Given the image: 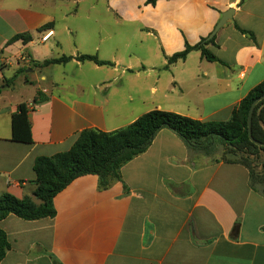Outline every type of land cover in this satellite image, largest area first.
Returning <instances> with one entry per match:
<instances>
[{
  "label": "crops",
  "instance_id": "0c3cea01",
  "mask_svg": "<svg viewBox=\"0 0 264 264\" xmlns=\"http://www.w3.org/2000/svg\"><path fill=\"white\" fill-rule=\"evenodd\" d=\"M59 2L0 0V194L30 195L35 159L70 150L84 130L112 132L153 110L228 121L264 81V0H96L95 25L84 24L88 15L71 24ZM230 8L233 18L207 46L218 62L192 51L168 64ZM103 16L113 21L107 28ZM18 34L31 41L11 42ZM63 56L70 59L34 67ZM28 68L37 73L36 93L16 96ZM37 92L46 100L33 105ZM23 103L31 143L12 140L11 119ZM215 156L160 130L108 190L98 189L97 176H80L54 197V218L0 220L10 245L0 264H264V194L244 166Z\"/></svg>",
  "mask_w": 264,
  "mask_h": 264
},
{
  "label": "trees",
  "instance_id": "16d2710c",
  "mask_svg": "<svg viewBox=\"0 0 264 264\" xmlns=\"http://www.w3.org/2000/svg\"><path fill=\"white\" fill-rule=\"evenodd\" d=\"M154 3V0H149ZM245 0H240L238 6ZM52 26L46 25L38 31ZM238 31L254 40L251 32L238 28ZM213 39L202 38L194 46L185 44V49L167 58L171 65L184 61L192 51H198L209 62H218L207 46L214 44ZM21 40L24 44L31 41L29 34L15 35L10 41ZM69 57H60L34 62L35 68L62 64ZM79 61H91L98 66L110 65L94 55H82ZM2 66L0 65V71ZM8 83V82H6ZM264 94V81L255 86L232 112L228 121L200 122L180 114L153 110L138 117L131 124L112 132L95 129L82 131L70 150L49 157H38L33 164L35 179L34 190L30 195L18 199L9 193L0 194V220L9 215L25 221L54 218V197L66 188L74 179L84 175L98 178V189L108 190L115 182L121 181V169L135 157L143 154L152 144L156 134L168 129L176 134L195 153L204 156L220 154V161L244 166L249 172V184L252 188H261L264 194V147L256 146L248 138V110L254 100ZM46 100L37 92L32 104ZM28 107L20 104L11 119L12 140L31 143V126L28 119ZM251 132L254 140L264 143V100L260 101L253 112ZM217 162V161H215ZM10 250L5 233L0 230V262Z\"/></svg>",
  "mask_w": 264,
  "mask_h": 264
},
{
  "label": "rangeland",
  "instance_id": "374dc122",
  "mask_svg": "<svg viewBox=\"0 0 264 264\" xmlns=\"http://www.w3.org/2000/svg\"><path fill=\"white\" fill-rule=\"evenodd\" d=\"M63 4L62 11L66 12L67 14L72 13V17L70 18V23L80 24V18L79 16L82 15H88L89 19L84 22L86 25H95L96 22H94V15L97 9L100 8L99 5L96 4V0H85L83 3L76 5L75 2L72 0H63V2H59ZM94 9V10H92ZM112 17L111 15H109ZM109 16H103L101 19H103V24L107 27H109L113 21ZM113 18V17H112ZM36 71L33 70V68H28L24 73L23 76L16 80L15 86H16V96L23 95V96H30L35 95L36 93V87L38 85V77L36 75ZM25 80L30 81L29 83H25ZM215 158L220 159V154H217Z\"/></svg>",
  "mask_w": 264,
  "mask_h": 264
},
{
  "label": "water",
  "instance_id": "95a60500",
  "mask_svg": "<svg viewBox=\"0 0 264 264\" xmlns=\"http://www.w3.org/2000/svg\"><path fill=\"white\" fill-rule=\"evenodd\" d=\"M234 12H235V8H230V9L226 10L225 12L221 13L220 19L218 20L213 31L209 34V36L206 38V40L213 39L216 36V34L218 33V31L222 27H224L228 21H230L233 18ZM262 100H264V94L252 102V104L248 110V119H247L248 138L252 143H254L256 146H259V147H264V143H261V142L254 140V138L252 137V132H251V124H252V115H253L254 109H255L256 105Z\"/></svg>",
  "mask_w": 264,
  "mask_h": 264
},
{
  "label": "built area",
  "instance_id": "2783aa9c",
  "mask_svg": "<svg viewBox=\"0 0 264 264\" xmlns=\"http://www.w3.org/2000/svg\"><path fill=\"white\" fill-rule=\"evenodd\" d=\"M51 35V32H49L48 34H46L43 38H42V40L43 41H45V40H47L48 39V37ZM1 62V61H0Z\"/></svg>",
  "mask_w": 264,
  "mask_h": 264
}]
</instances>
